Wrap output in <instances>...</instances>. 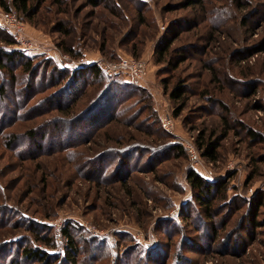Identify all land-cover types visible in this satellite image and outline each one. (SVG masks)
I'll return each instance as SVG.
<instances>
[{"label": "rangeland", "instance_id": "rangeland-1", "mask_svg": "<svg viewBox=\"0 0 264 264\" xmlns=\"http://www.w3.org/2000/svg\"><path fill=\"white\" fill-rule=\"evenodd\" d=\"M98 1L33 0L31 21L12 9L24 23L20 40L0 23V48L29 55L36 70L18 61L0 70V264H35L19 257L22 245L69 264L65 225L78 264H264V203L256 228L243 218L264 201V0ZM5 33L13 44L1 40ZM171 40L168 57L184 60L175 69L154 64V47ZM134 53L148 62L147 81L115 76L132 85L117 111L112 101L94 102L105 85L97 78L70 110L67 79L47 82L46 59L72 70ZM163 79L168 90L177 82L191 89L177 117ZM167 112L172 131L161 125ZM202 132L218 142V159L201 157L194 169L227 184L214 203L215 240L186 179L193 166L169 148L181 137L198 148ZM32 224L51 244L37 240Z\"/></svg>", "mask_w": 264, "mask_h": 264}, {"label": "trees", "instance_id": "trees-1", "mask_svg": "<svg viewBox=\"0 0 264 264\" xmlns=\"http://www.w3.org/2000/svg\"><path fill=\"white\" fill-rule=\"evenodd\" d=\"M55 3H62V0H52ZM33 0H0V5L4 9V11L11 12L12 9L16 10L19 13H22L26 16L30 21L33 20L35 13H34V7L31 5ZM193 2H199V0H186L187 6L191 5ZM89 3L92 5H99L98 0H89ZM61 26V24H60ZM60 30L64 32L65 34L69 33L64 27L61 26ZM1 40H3L7 44H13L14 39L12 36L8 33L2 34ZM177 36L173 38L175 40ZM172 41H166L162 44L159 43L154 47L153 51V62L156 65L160 64H170L173 66V69L177 68L178 65L184 60L181 58L177 63H172L170 57H168L170 52V46L172 44ZM63 51H65L68 54H73L72 48L65 46L63 48ZM137 54L134 53V58ZM170 56V55H169ZM119 59L118 57H116ZM137 58V57H136ZM32 57L29 55H26L20 50H4L0 48V70L1 69H7L8 62H19V65L23 67V69L26 72H30L32 74L36 73L35 67L33 68L32 65ZM116 59V60H117ZM46 66L50 67L49 70V79L47 82H51V86H54L55 84L63 81L64 79H67L66 87H69V91L71 96L69 97L68 101H66L64 106H70L71 104H75L76 98L78 97V93L81 91V87L86 85V88L91 85V81L88 80V78L95 79L97 78L99 81L105 82V85L100 89L98 92L97 98L95 99V103L97 101V104L101 101H112L111 106H114L115 110L117 111L118 106L127 99L128 93L127 90L132 85H129L127 83H124L122 81L116 80L115 76H108L106 75L98 64H91L89 66H86L85 68L81 69H68L65 67H58L55 65L52 60L46 59ZM86 72V78L84 77V74ZM54 80V81H53ZM82 81V82H81ZM54 82V83H52ZM80 82V83H79ZM163 86L165 90H168V84L166 83V79L162 80ZM93 83V82H92ZM53 84V85H52ZM79 86L77 87V85ZM48 85V83H47ZM2 90V87L0 86V91ZM72 90V92H71ZM189 92H191V89L189 85H187L184 82H177L172 87L169 88L168 94L169 98L176 102V106L174 108V116H179L181 111L183 110L185 106V100L188 96ZM53 97V95H52ZM129 97V96H128ZM90 104L88 108H91L92 105ZM58 104V103H56ZM103 105V104H102ZM57 106H62L61 103H59ZM100 106V105H99ZM104 106V105H103ZM86 108V109H88ZM68 110L70 108L68 107ZM110 112V111H109ZM110 117L109 115H107ZM112 117V116H111ZM109 118L108 121L112 120V118ZM33 130H27L25 133V136L28 138H31L34 136ZM53 134V131L50 132ZM248 133L256 136V133L252 130H248ZM44 136H47V134L44 133ZM18 136L16 134L12 135V137L8 140V144L11 146L12 143L19 142ZM198 150L200 153V156L211 160L216 161L218 159V148L219 144L214 139L211 140L210 138L204 139L203 132L198 135ZM169 148L172 150H175L176 153H179L180 156L183 153H186L184 148L180 144H171L169 145ZM186 179L190 185L191 191H192V198L193 201H195V204H197V207L201 209V217L204 219V223L208 222L211 228L213 240H215L218 236V227L215 224L214 217L216 216V213H214L216 205H214L215 201L221 198L225 197V192L227 188L226 181L223 179H215L210 180L200 173L196 171L194 168H189L187 170ZM242 203H247L248 205L251 203V201H242ZM254 203V206H256L255 209V216L253 218H250L249 220L244 221L249 222V225L251 227L256 228V215L257 210L263 205L264 201L261 198H258ZM241 205L236 206L233 213L237 212ZM199 212V211H198ZM200 213V212H199ZM241 219V218H240ZM228 223V220L224 222V226ZM31 226V225H30ZM222 227V228H223ZM207 229V228H206ZM29 230L32 233H36L37 240L40 242H43L45 244H51L50 237L45 234H41V231L37 228V226L32 224V227L29 228ZM61 234L62 237H64L67 240V244L65 247V252L63 254V260L69 264H78V256H79V248L74 240V237L71 233L70 227L68 225H65L61 228ZM19 257L21 259H24L25 262H31L35 264H50L51 263V255L46 253L45 251L35 248L31 245H22L19 248Z\"/></svg>", "mask_w": 264, "mask_h": 264}, {"label": "built area", "instance_id": "built-area-1", "mask_svg": "<svg viewBox=\"0 0 264 264\" xmlns=\"http://www.w3.org/2000/svg\"><path fill=\"white\" fill-rule=\"evenodd\" d=\"M0 23L20 40L24 32V23L14 13L2 11L0 13ZM98 65L108 76H122L137 83L146 82L149 73L148 62L142 58H134L132 56L120 57L117 60L100 61ZM160 121L166 131H172L174 128V117L170 113H164ZM181 145L191 165L196 169V166L201 162V156L195 146L193 137H181ZM56 235L60 237V232L57 231Z\"/></svg>", "mask_w": 264, "mask_h": 264}, {"label": "crops", "instance_id": "crops-1", "mask_svg": "<svg viewBox=\"0 0 264 264\" xmlns=\"http://www.w3.org/2000/svg\"><path fill=\"white\" fill-rule=\"evenodd\" d=\"M207 178V177H206ZM209 179V178H208Z\"/></svg>", "mask_w": 264, "mask_h": 264}]
</instances>
